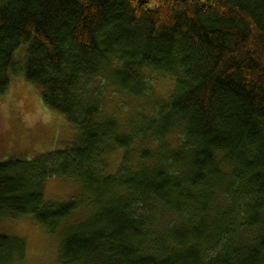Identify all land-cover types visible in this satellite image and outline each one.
<instances>
[{
  "label": "trees",
  "instance_id": "16d2710c",
  "mask_svg": "<svg viewBox=\"0 0 264 264\" xmlns=\"http://www.w3.org/2000/svg\"><path fill=\"white\" fill-rule=\"evenodd\" d=\"M17 73L75 137L0 161V218L56 264H264V0H0V96ZM25 249L0 233V264Z\"/></svg>",
  "mask_w": 264,
  "mask_h": 264
},
{
  "label": "rangeland",
  "instance_id": "374dc122",
  "mask_svg": "<svg viewBox=\"0 0 264 264\" xmlns=\"http://www.w3.org/2000/svg\"><path fill=\"white\" fill-rule=\"evenodd\" d=\"M21 45L15 54L24 51ZM21 65V64H20ZM21 73L11 75L8 91L0 96V161L20 153L25 159L59 149L75 137V129L64 115L42 106ZM173 87L169 78L157 77L155 92L166 97ZM118 154L111 157V167ZM112 169V168H111ZM76 184L70 179L50 178L44 184V195L51 199H66L75 194ZM0 233L17 235L25 241V255L15 264H56V235L47 234L28 216L0 218Z\"/></svg>",
  "mask_w": 264,
  "mask_h": 264
}]
</instances>
